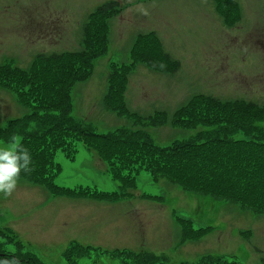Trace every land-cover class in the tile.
I'll return each instance as SVG.
<instances>
[{
    "label": "rangeland",
    "instance_id": "obj_1",
    "mask_svg": "<svg viewBox=\"0 0 264 264\" xmlns=\"http://www.w3.org/2000/svg\"><path fill=\"white\" fill-rule=\"evenodd\" d=\"M114 1L118 6L112 14H97ZM95 23L103 26L101 32L96 28L90 35ZM151 34L158 36L154 44L166 58L157 68L155 62H133L139 55V60L149 58L132 43ZM91 41L94 58L70 64L66 75L56 71L61 84L52 92L48 71L39 83V95L50 94L42 104H74L73 118L99 134L141 133L153 150L167 149L172 164L181 161L183 167L166 173L169 179L154 176L137 151L145 144L118 148L111 143V157L89 156L80 147L74 163H62L57 182L73 185L89 178L110 189L109 172L115 178V204L47 202L41 189L17 182L10 194L0 193V226L13 229L31 252L20 244L9 252L29 256L34 264H201L207 258L219 264H264V211L250 214L253 202L243 196L257 172L251 160L264 162V0H0V127L28 113L18 96L28 83L21 82L17 69L40 53L56 52L63 60L71 50L83 54ZM247 126L260 130L261 137L242 132ZM220 129L226 133L219 139L188 146L196 144V135ZM0 143L12 147L20 139ZM182 147L189 150L187 157L175 154ZM213 169L216 179L205 177L203 172ZM180 174L195 176L196 183L183 188L171 178ZM124 190L134 198L121 201L118 194L124 196ZM40 214L43 222L46 217L55 224L46 235L33 228L31 219ZM90 228L96 230L92 238ZM191 230L197 233L189 235ZM72 239L95 250L76 260L78 248L66 259L61 251Z\"/></svg>",
    "mask_w": 264,
    "mask_h": 264
},
{
    "label": "trees",
    "instance_id": "obj_2",
    "mask_svg": "<svg viewBox=\"0 0 264 264\" xmlns=\"http://www.w3.org/2000/svg\"><path fill=\"white\" fill-rule=\"evenodd\" d=\"M109 6L110 4H105L99 7L97 10V14L101 16H105V14L107 13H113L115 9L111 10L109 9L110 8ZM102 27L103 26H99L97 28V23L91 24L88 33L90 32V35H92L93 33L92 31L96 28L98 32H101ZM102 40L104 42V39ZM146 47H147L146 53L158 54L157 52L158 47L155 44L147 43ZM84 49L85 52L83 54L79 53L80 51L71 52L70 56L68 54H65L66 58L70 57L65 60L70 61L69 63L71 65L74 64L77 65L81 61L88 62L89 59L94 58L95 52L93 51L94 49L93 42L86 45ZM41 55L44 58L36 57L35 60H33V62L31 63L30 67H28L27 69L16 70L20 74H22L23 80H21V82L25 81L28 83V87L26 88V90L20 91L18 96H20V101L26 103L21 105L28 110L29 114L27 113L26 115L22 116L20 119L10 120L4 128L0 127V142L6 141L7 143L8 142L10 143L13 142L16 136H19L21 138L20 145L28 149V151L31 154L32 164L30 166V171H32V174H35L34 171H39V175L42 177L46 174V180L43 179L44 177L43 178L41 177L36 180L32 179V182L34 184L45 186L50 195H66V197H82L97 201L108 200L115 202L117 198L115 195L116 192L108 193L97 190L95 191L94 189H89V188L62 189V187L56 186L53 183L54 176L57 175L58 172L60 171L59 170L60 164L56 161L59 158L56 157L58 152H61L65 156L66 160L63 161H68V159L72 160L74 158L75 153L77 152L76 147L80 145L85 147V149L89 150L90 152L96 153L97 157H102L104 156V154L107 155V157H111L110 155L115 151V146H112V144L117 145L118 148H121L122 145L145 144L147 146L138 147L137 151L140 154L144 155L143 158L145 159V166L147 168V171L149 172L153 171L152 174L154 176L156 175L157 176L160 175V177L165 176V178L167 179H169V176L166 173H169L171 170L178 171L179 168L183 167V163L181 161L177 162L174 165L172 164V162L167 157L168 155H170L171 152L168 151L167 149L161 148V150H159V148H156L155 150H153L152 143L149 142L147 139H145L146 137H143L144 135L141 133L136 132L134 134L126 130H115L109 134H99L97 130H95L96 128L93 125L92 126L87 125L88 123L85 122L84 120L78 122L75 118H73L71 112L74 104H54V103L42 104L43 103L42 99L46 101V99L50 97L49 93L47 95L44 94V96H46L45 98L39 95V93L43 90V88L40 87L39 83H42V81H44L41 80V75H40L41 71L43 70L42 64L48 63L53 60L55 63H58L59 62L58 59H62V57L61 55L59 56L53 55L47 58L44 56V54ZM164 55L165 54L161 55V59H163V61H165L166 59ZM146 56H148L149 58H147ZM146 56L145 57L148 60L146 59H144V61L143 59L139 60L138 59L140 58L139 55L135 57V59L137 60H133V62L147 64L148 61L151 63L156 61V58L154 56L151 55H146ZM70 64L61 63L58 66H50L49 68L46 69V72L49 71V74H51L48 79L50 92L54 91V87H59L61 84L60 81H58L57 79V76L59 74L55 72L63 71V74L66 75V73L69 70H71L72 66ZM32 69L33 72H30L29 73L30 75L24 78V74L31 71ZM118 74L120 75V73ZM30 85H35V87H30ZM33 100H36V103L38 104H33L34 102ZM29 102H31L32 104H27ZM195 106L190 108L193 109ZM255 108L260 109L261 107L256 106ZM261 117H264V115ZM178 121L179 119L176 120L175 122ZM30 126H33V130L29 129ZM28 129L30 131H33L31 133H36L34 138L29 137L31 133L29 134ZM248 131L250 132L249 137H251L252 133H257L260 130L254 129L253 127L250 126L249 127L247 126L245 129H242V132L244 133ZM225 133L226 132L223 129L212 132H202L199 135H196V137L194 138L193 141H195L196 144H192V145L190 144L188 146L201 145L207 141L209 143L211 140L219 139L220 137L224 136ZM258 137H261V133L258 134ZM32 139L37 140L38 143H34ZM193 148L195 147H192L191 149ZM182 151L183 152L181 153V151L177 150L175 154H177L181 158L187 157L189 155V150L187 148H183ZM153 158L160 159V162L158 163L156 160H153ZM251 163L254 165V168H256L257 172L253 178V182H252L253 186L247 187L243 193V196L252 200L253 202V204H251L252 210H254L257 213L264 211V208L258 207V205L264 203V162L260 164V160H256V161L251 160ZM220 164L223 166H228L227 164H225L224 161L220 162ZM107 173L110 175V177L113 180H115L114 176L111 173L109 172ZM192 173L194 172H191L189 174L191 175ZM203 173H206L205 177H208L209 179L211 178L216 179L215 169H213L210 174L209 172L208 173L203 172ZM195 176L198 178V175L195 174ZM194 177L189 176L188 178L186 175L180 174L179 177H171V178L176 183H179L180 186H182L183 188H189V185L193 186L196 183ZM205 179L206 178L201 177V180H205ZM124 180L127 182L128 180L127 177L124 178ZM200 186L202 187L204 185L200 183ZM200 186L198 188L199 189L198 191H201ZM221 186H222L221 184H216L214 188H218ZM202 189L205 191L203 187ZM123 194L124 195L126 194V190H124ZM118 196L120 195L118 194ZM120 197L121 199L123 198V196ZM78 248L80 247H74L67 254V256L68 257L69 255L71 256V254H73ZM86 252L87 250L85 251V253ZM83 253L84 250L82 251L81 249L74 256H77L75 258H78L82 256ZM67 256L65 257L66 259L68 258ZM0 259L15 261V264H34V262L32 261L33 259H31L29 256L24 257L19 253L6 254L4 252H1V250H0ZM220 262H221L220 260H212V259L209 260L207 258L206 260H203L201 264H219Z\"/></svg>",
    "mask_w": 264,
    "mask_h": 264
},
{
    "label": "clouds",
    "instance_id": "obj_3",
    "mask_svg": "<svg viewBox=\"0 0 264 264\" xmlns=\"http://www.w3.org/2000/svg\"><path fill=\"white\" fill-rule=\"evenodd\" d=\"M31 164V154L23 146L0 147V193L10 194L21 171H30ZM0 264H15V261L0 259Z\"/></svg>",
    "mask_w": 264,
    "mask_h": 264
},
{
    "label": "crops",
    "instance_id": "obj_4",
    "mask_svg": "<svg viewBox=\"0 0 264 264\" xmlns=\"http://www.w3.org/2000/svg\"><path fill=\"white\" fill-rule=\"evenodd\" d=\"M25 203H26V202H25ZM25 218H26V217L20 219L19 221H24ZM19 221H17V222H19ZM28 221H29V220H28ZM31 221L33 222V228H35V229H41V230L38 232V234H39V233H43V234L46 235V234H47V231H48V228H50V227H55V224L52 223L51 221H49L46 217H45V222H43L42 214H40L39 217H35V218L31 219ZM42 225H43V227H42ZM57 233H58V232H57L56 228H54V233H53V235H54V236H57V235H56ZM87 235H88V236H91V231H90V230H88ZM82 236H83V235H82ZM82 236H81V237H82ZM52 239H56V238H55V237H52V238L49 239V240H52ZM69 241H70V240H69ZM69 241H68V242H69ZM68 242H67V243H68Z\"/></svg>",
    "mask_w": 264,
    "mask_h": 264
}]
</instances>
